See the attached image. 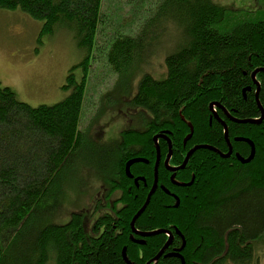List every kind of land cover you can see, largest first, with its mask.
Instances as JSON below:
<instances>
[{"label": "trees", "instance_id": "1", "mask_svg": "<svg viewBox=\"0 0 264 264\" xmlns=\"http://www.w3.org/2000/svg\"><path fill=\"white\" fill-rule=\"evenodd\" d=\"M123 1L139 13L149 2ZM151 1L154 11L130 34L108 26L114 19L106 24V0H0V10H17L41 22L38 42L66 31L84 53L66 75L62 88L69 93L60 102L33 107L0 86V264H127L123 249L129 264H181L170 256L179 250L184 264L256 260L255 244L264 236V119L259 124L242 121L260 118L258 105L264 109V71L254 75L258 88L251 77L264 69V0H258L256 12L213 0ZM170 31L181 40L164 58L166 74L155 79L142 73L136 92L127 99V106L141 111L146 120L141 118V129L129 126L115 138L102 167L105 172L112 161L113 169L103 173L109 176L105 200L98 197L97 208L72 212L65 223L53 221L62 212L65 187L72 180L70 161L79 159L91 140L92 134L79 128L91 63L102 59L120 80L131 81L137 74L131 72L145 64L151 46ZM212 107L227 128L232 147L228 159L197 149L175 171L173 183L163 162L168 144L158 140V188L133 223L139 234L172 232V242L152 261L167 237H141L131 230L153 182L152 137L168 132L171 167L181 165L196 145L225 154L224 129ZM188 124L192 133L183 145ZM237 138L255 147L248 163L234 158L250 153L249 145ZM136 158L147 163L132 164L129 178L126 162ZM171 195L177 196V207Z\"/></svg>", "mask_w": 264, "mask_h": 264}, {"label": "rangeland", "instance_id": "2", "mask_svg": "<svg viewBox=\"0 0 264 264\" xmlns=\"http://www.w3.org/2000/svg\"><path fill=\"white\" fill-rule=\"evenodd\" d=\"M148 1L144 13H139L140 10L134 11L124 1L106 0L103 5L106 24L109 19H114L110 23L112 25L108 26H120L119 29L136 34L145 23L148 13L154 11L153 1ZM213 1L243 11L256 12L260 8L258 0ZM40 27L41 22L25 13L0 10V86L8 87L20 101L33 107L60 102L69 93L62 88L68 71L84 56L66 31L43 36L38 42ZM170 32L169 35L158 38V42L151 46L152 52L145 64H141L140 70L137 67L136 71L131 72H137L131 81L125 77L120 80L119 74H114L104 60H92L79 126L81 131L87 130L89 135L92 134L91 140L85 144L80 158L74 157L70 161V168L74 169L69 171L72 180L65 187L68 191H65V199L60 206L62 212L55 215L53 221L65 223L72 212H88L97 208L95 205L98 197L105 200V185L109 176L106 177L103 173L108 174L113 164L110 161L103 172L104 160L112 154L116 143L114 140L122 130L129 126L142 128V121L146 118L140 114L141 111L128 107V100L136 92L142 73L150 74L155 79L163 78L166 74L164 58L175 50L181 40ZM100 206L99 212L102 210ZM255 247L256 260L250 264H264V236L257 241Z\"/></svg>", "mask_w": 264, "mask_h": 264}, {"label": "water", "instance_id": "3", "mask_svg": "<svg viewBox=\"0 0 264 264\" xmlns=\"http://www.w3.org/2000/svg\"><path fill=\"white\" fill-rule=\"evenodd\" d=\"M260 71H264V69H260V70H257V71H255V72H253L252 73V79L254 78V75L257 73V72H260ZM256 86H257V88H258V85H257V83H256ZM258 107H259V112L261 113V117L260 118H258V119H252L251 121H242L243 123L244 122H248V123H254V124H259V123H261V121L264 119V110H263V108H261V106L260 105H258ZM225 114H227L226 112H224ZM227 116L229 117V115L227 114ZM188 127H190V133L188 134V135H186L185 136V141L186 140H188V139H190L189 137L191 136V133H192V127L188 124ZM224 132H225V134H224V137H225V139H226V143H227V145H228V147H229V141H228V139H227V136H226V131H227V128L226 127H224ZM158 139H165V140H167V142H168V154L166 155V157H165V159H164V165H165V168L168 170V171H170V172H172L173 174H172V176L170 177V180L173 182V179H174V173H175V171L176 170H181V169H183L185 166H186V163H187V159L190 157V155L193 153V152H195V151H197V149H210V150H212V151H214V152H216L217 154H219L222 158H227V157H229L230 156V153H231V151H232V149H231V147H230V149H229V151H228V153H226V154H222V153H220V152H217L216 151V149H214V148H212V147H210V146H206V145H196L195 147H193V148H191V150L186 154V156H185V158L183 159V163L181 164V165H179V166H176L175 168H171V167H169L168 166V164H169V159H170V157H171V153H172V150H170L171 149V145H170V141H169V139H167V137L164 135V134H157V135H155V136H153L152 137V140H153V142H154V145H155V151H156V158H155V164H154V167H153V173H154V177H153V186H152V188L149 190V192H148V194H147V198H146V200H145V202L143 203V206H142V208L133 216V220H132V222H131V230H133L136 234H139L134 228H133V223H134V220L140 215V214H142L143 213V211H144V209L146 208L145 206L147 205V203L149 202V199H150V197H151V195L154 193V190H155V188L157 187V168H158V166H159V160H160V151H159V148H158V146H157V141H158ZM237 141H245L248 145H249V147H251V152H250V155L247 157V159H244V160H242V162H245V163H247V162H250L252 159H253V155H254V146H253V144L248 140V139H245V138H237L236 139ZM185 141H184V143H185ZM141 162H145V163H147V161L145 160V159H139V158H136V159H130L129 161H127L126 162V165H125V174L129 177V178H131V175L129 174V168H130V165H132V164H134V163H141ZM138 180H140V181H142L143 180V178H136V179H134V183L136 184V182L138 181ZM188 184H190V183H188ZM187 184V185H188ZM182 186H186V185H182ZM166 193L168 192L167 190H164ZM175 200H176V202H175V207H177V204H178V199H177V197H175ZM160 233H162V234H168L169 233V231H165V230H155V231H153V232H146V233H144V234H139L141 237H149V236H156V234H160ZM170 236V235H169ZM170 240L171 239H168V241H167V243L164 245V247L159 251V253L156 255V257L152 260V261H154V260H157V258L160 256V255H162L163 253H164V250L167 248V245L170 243ZM184 244V243H183ZM124 250L125 249H123L122 250V255H123V258H124V260L126 261V263L127 264H129V262H128V260H127V257H126V253H124ZM173 255L174 256H179V253H177V252H174L173 253ZM181 258V257H180ZM181 261H182V258H181ZM183 262V261H182Z\"/></svg>", "mask_w": 264, "mask_h": 264}, {"label": "flooded vegetation", "instance_id": "4", "mask_svg": "<svg viewBox=\"0 0 264 264\" xmlns=\"http://www.w3.org/2000/svg\"><path fill=\"white\" fill-rule=\"evenodd\" d=\"M251 77H252V74H251ZM253 82L256 84V82L254 81V79H253ZM215 115V114H214ZM213 115V116H214ZM226 115V117H227V119L229 120V119H233L230 115H229V117L227 116V114H225ZM211 117H212V115H211ZM215 119L217 120V121H219V123H220V125H222L223 126V129H224V126L226 127V125H224L225 123H224V121L222 120V118H220L219 116H218V114L217 115H215ZM223 133H224V131H223ZM168 139V138H167ZM169 141H170V145H171V140L169 139ZM188 141V140H187ZM187 141H185V143L187 142ZM166 142H167V140H166ZM185 143H183V145H185ZM167 144H168V142H167ZM230 147H231V145L229 144V147H228V145H227V148H229L230 149ZM231 149H232V147H231ZM191 149H189L188 151H190ZM250 150H251V148H250ZM188 151H187V153H188ZM229 151V150H228ZM254 151H255V147H254ZM214 152V151H213ZM218 152V151H217ZM232 152V151H231ZM186 153V154H187ZM216 153V152H215ZM221 153V152H220ZM228 153V152H227ZM193 154V153H192ZM223 154V153H222ZM226 154V153H225ZM231 154V153H230ZM191 156V155H190ZM236 156L237 155H234V158H236ZM230 157V156H229ZM229 157H227V158H225V159H228ZM239 157V156H238ZM248 157V156H247ZM247 157H245L244 159H246ZM241 158V157H240ZM237 159V158H236ZM238 160V159H237ZM172 175V174H171ZM157 184V187L155 188V190L158 188V183H156ZM145 185V184H144ZM152 187V186H151ZM161 189H162V187H160ZM151 189V188H150ZM154 190V191H155ZM163 230H165V229H163ZM165 231H169V230H165ZM137 235H139V234H137ZM166 237H167V239L166 240H168V239H171L170 240V242H172V240H173V234H172V232L171 231H169V233L168 234H164ZM170 235V236H169ZM166 243H167V241H166ZM177 253H179L180 252V250L179 251H176ZM180 254V253H179Z\"/></svg>", "mask_w": 264, "mask_h": 264}, {"label": "bare ground", "instance_id": "5", "mask_svg": "<svg viewBox=\"0 0 264 264\" xmlns=\"http://www.w3.org/2000/svg\"><path fill=\"white\" fill-rule=\"evenodd\" d=\"M225 127V126H224ZM225 131V130H224ZM224 134H225V132H224ZM189 140V139H188ZM184 141H185V139H184ZM184 141H183V143H184ZM187 141V140H186ZM251 148V147H250ZM189 152V151H188ZM250 152H251V150H250ZM194 153V152H193ZM192 155V154H191ZM249 155H250V153H249ZM248 155V156H249ZM236 158L238 159V161L240 162V163H245V162H242V160H244V158H240V157H238V156H236ZM247 159V158H246ZM248 163V162H247ZM170 256H174L173 254H170ZM175 257H177V258H179V260L181 261V255L179 254V256H175ZM181 257V258H180ZM182 261H183V259H182ZM181 261V264H184V261L182 262Z\"/></svg>", "mask_w": 264, "mask_h": 264}]
</instances>
